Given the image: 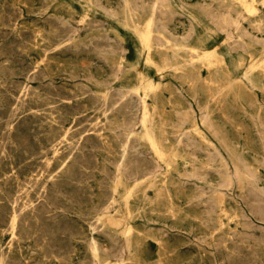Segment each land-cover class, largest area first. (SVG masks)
Here are the masks:
<instances>
[{"label": "rangeland", "instance_id": "1", "mask_svg": "<svg viewBox=\"0 0 264 264\" xmlns=\"http://www.w3.org/2000/svg\"><path fill=\"white\" fill-rule=\"evenodd\" d=\"M95 1L0 0V264H264V0ZM146 30L149 49L140 41ZM211 51L214 58H203ZM12 211L19 217L13 230L8 223Z\"/></svg>", "mask_w": 264, "mask_h": 264}, {"label": "bare ground", "instance_id": "2", "mask_svg": "<svg viewBox=\"0 0 264 264\" xmlns=\"http://www.w3.org/2000/svg\"><path fill=\"white\" fill-rule=\"evenodd\" d=\"M27 1H28V0H27ZM96 1H97V0H96ZM96 1H95V2H96ZM158 1H159V0H158ZM210 1H211V0H210ZM218 1H219V0H218ZM218 1H217V2H218ZM19 2H20V1H19ZM21 2H22V1H21ZM38 2H39V1H38ZM104 2H105V0H104ZM104 2H103V3H104ZM116 2H117V1H115V3H116ZM211 2H212V1H211ZM6 3H7V2H6ZM16 3H18V2L16 1ZM33 3H34V2H33ZM49 3H50V2H49ZM105 3H106V2H105ZM123 3H124V1H123ZM131 3H134V2H131ZM153 3H154V2H153ZM215 3H216V1H215ZM10 4H11V3H10ZM36 4H37V3H36ZM46 4H47V2H46ZM94 4H95V3H94ZM134 4H135V3H134ZM160 4H161V2H160ZM194 4H195V3H194ZM92 5H93V4H92ZM114 5H115V4H114ZM130 5H132V4H130ZM141 5H142V3H141ZM141 5H140V6H141ZM143 5H144V4H143ZM156 5H158V4H156ZM161 5H162V4H161ZM197 5H198V4H197ZM199 5H200V7H201V4H199ZM2 6H4V5H2ZM34 6H35V5H34ZM124 6H126V3H125ZM148 6L150 7L151 5H148ZM188 6H189V5H188ZM195 6H196V5H195ZM242 6L245 7V5H242ZM14 7H15V6H14ZM29 7H30V6H29ZM29 7H28V8H29ZM94 7H95V6H94ZM111 7H112V6H111ZM117 7H118V6H117ZM122 7H123V6H122ZM122 7H121V8H122ZM151 7H152V6H151ZM158 7H159V5H158ZM197 7L199 8V6H197ZM204 7H205V6H204ZM204 7H203V4H202V8H204ZM223 7H224V5H223ZM21 8H22V7H21ZM24 8H25V7H24ZM36 8H38V7H36ZM66 8H67V7H66ZM96 8H98V6H97ZM102 8L104 9V7H102ZM155 8H156V7H155ZM219 8H220V7H219ZM260 8H261V7H260ZM5 9H6V8H5ZM15 9H16V8H15ZM119 9H120V8H119ZM122 9H123V8H122ZM136 9H137V8H136ZM140 9H141V8H140ZM160 9H161V8H160ZM166 9H167V8H166ZM191 9H192V8H191ZM199 9H200V8H199ZM224 9H225V8H224ZM228 9H230V8H228ZM1 10H2V9H1ZM8 10H9V9H8ZM11 10H12V9H11ZM26 10H27V9H26ZM30 10H31V9H30ZM32 10H33V8H32ZM34 10H35V9H34ZM100 10H101V9H100ZM108 10H109V9H108ZM108 10H107V11H108ZM117 10H118V9H117ZM126 10H127V9H126ZM134 10H135V9H134ZM208 10L211 11V9H208ZM28 11H29V10H28ZM65 11H66V10H65ZM110 11H111V10H110ZM122 11H123V10H121L120 12H122ZM146 11H147V10H146ZM151 11H152V9H151ZM201 11H202V10H201ZM216 11H217V10H216ZM245 11H246V10H245ZM256 11H257V10H256ZM45 12H46V11H45ZM113 12H115V11H113ZM123 12H124V11H123ZM127 12H128V11H127ZM142 12H143V11H142ZM153 12H154V11H153ZM153 12H152V14H153ZM166 12L168 13V11H166ZM203 12H204V11H203ZM217 12H218V11H217ZM223 12H224V11H223ZM225 12H226V11H225ZM2 13H3V11H2ZM115 13H116V12H115ZM161 13H162V12H161ZM235 13H236V12H235ZM113 14H114V13H113ZM131 14H132V13H131ZM143 14H144V13H143ZM150 14H151V13H150ZM163 14H166V13L164 12ZM173 14H174V13H173ZM207 14H208V13H207ZM229 14H230V13H229ZM26 15H27V14H26ZM127 15L129 16V14H127ZM166 15H167V14H166ZM175 15H176V14H175ZM227 15H228V14H227ZM236 15H237V14H236ZM38 16H39V15H38ZM40 16H41V15H40ZM50 16H51V15H50ZM53 16H54V15H53ZM111 16H112V13H111ZM115 16H116V15H115ZM117 16H118V15H117ZM122 16H123V13H122ZM132 16H133V15H132ZM164 16H165V15H164ZM167 16H168V15H167ZM167 16H166V17H167ZM180 16H181V15H180ZM206 16H207V15H206ZM221 16L223 17V15H221ZM36 17H37V16H36ZM61 17H62V16H61ZM61 17H60V18H61ZM65 17H66V16H65ZM81 17H82V16H81ZM86 17H87V15H86ZM218 17H219V16H218ZM230 17H231V16H230ZM238 17H239V16H238ZM34 18H35V17H34ZM66 18H67V17H66ZM116 18H117V17H116ZM122 18H123V17H122ZM132 18H133V17H132ZM167 18H169V17H167ZM206 18H207V17H206ZM220 18H221V17H220ZM227 18H228V17H227ZM77 19H78V18H77ZM86 19H87V18H86ZM134 19H135V18H134ZM153 19H154V18H153ZM153 19H151V20H153ZM171 19H173V18H171ZM175 19H176V18H175ZM36 20H39V19H36ZM40 20H41V19H40ZM88 20H91V19H88ZM96 20H97V19H96ZM151 20H150V22H151ZM158 20H159V19H158ZM161 20H162V19H161ZM169 20H170V19H169ZM226 20H227V19H226ZM244 20H245V18H244ZM155 21H156V20H155ZM159 21H160V20H159ZM163 21H164V20H163ZM186 21H187V20H186ZM209 21H210V20H209ZM222 21H223V20H222ZM0 22H1V21H0ZM12 22H13V21H12ZM66 22H68V21L66 20ZM72 22H73V21H72ZM153 22H154V21H153ZM187 22H189V21H187ZM212 22H213V20H212ZM212 22L210 21V23H212ZM215 22H216V21H215ZM217 22H218V21H217ZM219 22H221V21H219ZM254 22H255V21H254ZM15 23H16V22H15ZM46 23H47V22H46ZM63 23H64V21H63ZM81 23H82V22H81ZM85 23H86V22H85ZM89 23H90V22H89ZM159 23H160V22H159ZM162 23H163V22H162ZM171 23H172V22H171ZM223 23H225V22H223ZM230 23H232V22H230ZM238 23H239V22H238ZM130 24H131V23H130ZM151 24H152V23H151ZM166 24H167V22H166ZM180 24H181V23H180ZM232 24H233V23H232ZM235 24H237V23H235ZM2 25H3V24H2ZM40 25H41V22H40ZM69 25H70V22H69ZM94 25H95V23H94ZM135 25H136V24H135ZM153 25H154V23H153ZM155 25H156V22H155ZM213 25H214V24H213ZM221 25H222V24H221ZM225 25H226V23H225ZM227 25H228L227 27H229V23H227ZM233 25H234V24H233ZM233 25H232V26H233ZM247 25H249V24H247ZM41 26H42V25H41ZM131 26H132V25H131ZM150 26H151V25H150ZM215 26L217 27V25H215ZM218 26H219V25H218ZM223 26H224V25H223ZM45 27H46V26H45ZM72 27H73V26H72ZM81 27H82V26H81ZM83 27H84V26H83ZM86 27H87V26H86ZM158 27H159V26H158ZM189 27H190V25H189ZM95 28H96V27H95ZM106 28H107V26H106ZM143 28H144V27H143ZM162 28H163V26H162ZM177 28H178V27H177ZM192 28H193V27L191 26V29H192ZM217 28H220V27H217ZM223 28H225V27H223ZM237 28H238V27H237ZM250 28H251V27H250ZM250 28H249V29H250ZM256 28H257V27H256ZM36 29H38V28H36ZM146 29H148V28H146ZM155 29H156V27H155ZM155 29H154V30H155ZM164 29H165V28H164ZM183 29H184V28H183ZM189 29H190V28H189ZM189 29H188V30H189ZM257 29H258V28H257ZM19 30H20V29H19ZM39 30H40V29H39ZM43 30H44V29H43ZM79 30H80V29H79ZM83 30H84V29H83ZM173 30L175 31V29H173ZM219 30H220V29H219ZM219 30H218V31H219ZM233 30H234V29H233ZM252 30H253V28H252ZM24 31H25V30H24ZM26 31H27V30H26ZM75 31H76V30H75ZM89 31H90V30H89ZM118 31H119V30H118ZM143 31H144V30H143ZM229 31H230V28H229ZM16 32H17V31H16ZM77 32H78V31H77ZM87 32H88V31H87ZM183 32H184V31H183ZM219 32H220V31H219ZM225 32H226V30H225ZM33 33H34V32H33ZM36 33H37V32H36ZM38 33H39V31H38ZM49 33H50V31H49ZM189 33H190V31L188 32V34H189ZM222 33H223V32H222ZM228 33H229V32H228ZM231 33H232V32H231ZM231 33H229V34H231ZM34 34H35V33H34ZM74 34H76V33H74ZM165 34L167 35V33H165ZM190 34H192V31H191ZM229 34H228V35H229ZM11 35H12V34H11ZM44 35H45V34H44ZM49 35H50V34H49ZM71 35H72V34H71ZM106 35H107V34H106ZM153 35H154V34H153ZM168 35H169V34H168ZM45 36H46V35H45ZM69 36H70V35H69ZM90 36H91V35H90ZM97 36H98V35H97ZM169 36H170V35H169ZM243 36H244V35H243ZM35 37H36V36H35ZM71 37H72V36H71ZM75 37H77V36H75ZM152 37H153V36H152ZM156 37H159V36L156 35ZM170 37H171V36H170ZM176 37H177V36H176ZM190 37H191V36H190ZM190 37H189V38H190ZM226 37L228 38V36H227V32H226ZM17 38H18V37H17ZM49 38H50V37H49ZM61 38H62V37H61ZM89 38H90V37H89ZM99 38H100V37H99ZM113 38H114V36H113ZM173 38H174V37H173ZM180 38H181V37H180ZM187 38H188V37H186L185 39H187ZM189 38H188V39H189ZM230 38H231V37H230ZM230 38H229V39H230ZM35 39H36V38H35ZM40 39H41V38H40ZM114 39H115V38H114ZM150 39H151V38H150ZM156 39H158V38H156ZM181 39H182V38H181ZM183 39H184V38H183ZM188 39H187V40H188ZM231 39H232V38H231ZM0 40H1V39H0ZM68 40H69V39H68ZM70 40H71V38H70ZM87 40L89 41V39H87ZM64 41H65V40H64ZM115 41H116V40H115ZM140 41H141V43H142L143 46H145L147 49H149V45H148V41H149V31H148V30H146L145 33L141 34V36H140ZM153 41H154V40H153ZM153 41L151 40V42H153ZM160 41H161V39H160ZM165 41H166V40H165ZM235 41H236V40H235ZM240 41H241V40H240ZM44 42H45V41H44ZM44 42H43V45H44ZM49 42H50V41H49ZM81 42H82V41H81ZM86 42H87V41H86ZM161 42H162V41H161ZM237 42H238V40H237ZM254 42H255V41H254ZM263 42H264V40H263ZM263 42H262V43H263ZM5 43H6V42H5ZM58 43H59V42H58ZM60 43H61V42H60ZM240 43H241V42H240ZM243 43H244V42H243ZM26 44H27V43H26ZM31 44H32V43H31ZM72 44H73V43H72ZM155 44H156V43H155ZM159 44H160V43H159ZM161 44H162V43H161ZM161 44H160V45H161ZM231 44H232V43H231ZM238 44H239V42H238ZM28 45H29V44H28ZM28 45H27V46H28ZM40 45H42V44H40ZM55 45H56V44H55ZM85 45H86V43H85ZM92 45H93V44H92ZM97 45H98V44H97ZM108 45H109V44H108ZM128 45H129V44H128ZM160 45H159V46H160ZM173 45H174V44H173ZM235 45H236V43H235ZM245 45H246V44H244V46H245ZM66 46H67V45H66ZM68 46H69V45H68ZM86 46H87V45H86ZM110 46H111V45H110ZM110 46H109V47H110ZM175 46H176V45H175ZM238 46H239V45H238ZM261 46H262V44H261ZM33 47H34V46H33ZM33 47H32V48H33ZM39 47H41V46H39ZM43 47H44V46H43ZM78 47H79V46H78ZM240 47H241V46H240ZM54 48H55V47H54ZM75 48H76V46H75ZM122 48H123V47H122ZM244 48H245V47H244ZM40 49H41V48H40ZM40 49H39V51H40ZM234 49H235V48H234ZM237 49H238V48H237ZM57 50H58V49H57ZM76 50H77V49H76ZM129 50H130V49H129ZM189 50H190V49H189ZM242 51H243V50H242ZM47 52H49V51H47ZM125 52H126V51H125ZM61 53H62V52H61ZM78 53H80V52H78ZM90 53H91V52H90ZM101 53H102V52H101ZM26 54H27V53H26ZM203 54H204V53H203ZM70 55H71V53H70ZM100 55H101V54H100ZM112 55H113V54H112ZM114 55H115V54H114ZM120 55H121V54H120ZM41 56H42V55H41ZM82 56H83V55H82ZM103 56H104V55H103ZM118 56H119V55H118ZM121 56H123V55H121ZM124 56H125V55H124ZM215 56H216V53H215L214 51H211V52H209V53H207V54H204V55H203V58H205L206 60H210V59L214 58ZM28 57H29V56H28ZM80 57H81V56H80ZM91 57H92V56H91ZM197 57H198V56H197ZM248 57H249V56H248ZM24 58H26V57H24ZM30 58H31V57H30ZM198 58H199V57H198ZM10 59H11V58H10ZM33 59H34V58H33ZM40 59H41V58H40ZM103 59H104V58H103ZM142 59H144V58H142ZM162 59H164V58H162ZM1 60H2V59H1ZM189 60H190V58H189ZM194 60H195V59H194ZM197 60H198V59H197ZM142 61H143V60H142ZM34 62H35V61H34ZM109 62H110V61H109ZM3 63H4V62H3ZM8 63H9V62H8ZM189 63H191V62H189ZM31 64H32V63H31ZM53 64H54V63H53ZM110 64H111V63H110ZM113 64H115V63H113ZM120 64H121V63H120ZM9 65H10V64H9ZM14 65H15V64H14ZM18 65H19V64H18ZM33 65H34V64H33ZM80 65H81V64H80ZM10 66H11V65H10ZM16 66H17V65H16ZM19 66H20V65H19ZM61 66H62V65H61ZM72 66H73V65H72ZM78 66H79V65H78ZM11 67H12V66H11ZM14 67H15V66H14ZM89 67H90V65H89ZM120 67H121V66H120ZM15 68H16V67H15ZM17 68H18V67H17ZM35 68H36V67H35ZM61 68H62V67H61ZM81 68H82V66H81ZM7 69H8V68H7ZM41 69H42V68H41ZM53 69H54V68H53ZM55 69H56V68H55ZM71 69H72V68H71ZM0 70H1V69H0ZM13 70H14V69H13ZM23 70H24V69H23ZM34 70H35V69H34ZM62 70H63V68H62ZM93 70H94V69H93ZM125 70H126V69H125ZM10 71H11V70H10ZM95 71H96V70H95ZM245 71H246V70H245ZM15 72H16V71H15ZM44 72H45V71H44ZM93 72H94V71H93ZM155 72H156V71H155ZM204 72H205V71H204ZM216 72H217V71H216ZM262 72H263V70H262ZM13 73H14V72H13ZM16 73H17V72H16ZM26 73H27V72H26ZM29 73H30V72H29ZM5 74H6V73H5ZM14 74H15V73H14ZM17 74H18V73H17ZM91 74H92V73H91ZM11 75H12V74H11ZM11 75H10V76H11ZM15 75H16V74H15ZM52 75H53V74H52ZM85 75H86V74H85ZM101 75H102V74H101ZM103 75H105V74H103ZM115 75H116V74H115ZM118 75H119V74H118ZM178 75H179V74H178ZM7 76H8V75H7ZM17 76H18V75H17ZM55 76H56V75H55ZM69 76H70V75H69ZM179 76H180V75H179ZM198 76H199V75H198ZM218 76H219V75H218ZM43 77H44V76H43ZM50 77H51V76H50ZM64 77H65V76H64ZM64 77H63V78H64ZM74 77H75V76H74ZM85 77H86V76H85ZM101 77H102V76H101ZM65 78H66V77H65ZM72 78H73V77H72ZM92 78H93V77H92ZM110 78H111V77H110ZM241 78H243V77H241ZM51 79H52V78H51ZM66 79H67V78H66ZM83 79H84V78H83ZM94 79H95V77H94ZM98 79H99V78H98ZM105 79H107V78H105ZM115 79H116V77H115ZM7 80H9V79H7ZM26 80H28V79H26ZM64 80H65V79H64ZM74 80H75V79H74ZM89 80H90V79H89ZM91 80H92V79H91ZM95 80H96V79H95ZM111 80H112V79H111ZM209 80H210V79H209ZM1 81H3V80H1ZM9 81H10V80H9ZM29 81H30V80H29ZM35 81H36V80H35ZM102 81H103V80H102ZM48 82H49V81H48ZM178 82H179V81H178ZM1 83H2V82H1ZM50 83H51V82H50ZM76 83H77V82H76ZM204 83H205V82H204ZM95 84H96V83H95ZM249 84H250V83H249ZM0 85H1V84H0ZM9 85H10V84H9ZM48 85H49V83H48ZM79 85H80V84H79ZM229 85H230V84H229ZM4 86H6V85H4ZM52 86H53V85H52ZM82 86H83V85H82ZM185 86H186V85H185ZM2 87H3V86H2ZM27 87H28V86H27ZM72 87H73V86H72ZM107 87H108V86H107ZM0 88H1V87H0ZM25 88H26V87H25ZM29 88H30V87H29ZM29 88H28V89H29ZM86 88H87V87H86ZM245 88H246V87H245ZM4 89H5V88H4ZM73 89H74V88H73ZM115 89H116V88H115ZM246 89H247V88H246ZM19 90H20V89H19ZM24 90H25V89H24ZM41 90H42V89H41ZM126 90H127V89H126ZM135 90H136V89H135ZM182 90H183V89H182ZM216 90H217V89H216ZM222 90H223V89H222ZM0 91H1V89H0ZM3 91H4V90H3ZM8 91H9V90H8ZM38 91H39V90H38ZM79 91H81V90H79ZM79 91H78V92H79ZM130 91H131V90H130ZM175 91H176V90H175ZM183 91H184V90H183ZM187 91H188V90H187ZM260 91H261V90H260ZM34 92H35V91H34ZM36 92H37V91H36ZM104 92H105V91H104ZM116 92H117V91H116ZM118 92H119V91H118ZM125 92H126V91H125ZM136 92H137V91H136ZM136 92H135V93H136ZM184 92H185V91H184ZM262 92H263V91H262ZM5 93H6V92H5ZM21 93H22V92H21ZM120 93H121V92H120ZM122 93L124 94L123 91H122ZM122 93H121V94H122ZM185 93H186V92H185ZM215 93H216V92H215ZM219 93H220V91H219ZM263 93H264V92H263ZM42 94H43V93H42ZM42 94H41V95H42ZM111 94H112V93H111ZM133 94H134V93H133ZM209 94H210V93H209ZM35 95H36V94H35ZM41 95H40V96H41ZM47 95H49V94H47ZM64 95H65V94H64ZM75 95H76V94H75ZM116 95H117V94H116ZM129 95H130V94H129ZM137 95H138V94H137ZM179 95H180V93H179ZM206 95H207V94H206ZM28 96H29V95H28ZM113 96H114V94H113ZM117 96H118V95H117ZM117 96H116V97H117ZM169 96H170V95H169ZM174 96H175V95H174ZM0 97H1V95H0ZM54 97H55V96H54ZM103 97H104V96H103ZM108 97H109V96H108ZM110 97H111V96H110ZM129 97H130V96H129ZM182 97H183V96H182ZM185 97H186V96H185ZM224 97H225V95H224ZM233 97H234V96H233ZM233 97H232V98H233ZM237 97H238V96H237ZM262 97H263V96H262ZM1 98H2V97H1ZM52 98H53V97H52ZM55 98H56V97H55ZM57 98H58V97H57ZM99 98H100V97H99ZM111 98H112V97H111ZM111 98H110V99H111ZM130 98H131V97H130ZM235 98H236V97H235ZM235 98H234V99H235ZM257 98H258V97H257ZM2 99H3V98H2ZM37 99H38V98H37ZM49 99H50V98H49ZM58 99H59V98H58ZM110 99H109V100H110ZM151 99H152V98H151ZM28 100H29V99H28ZM31 100H32V99H31ZM59 100H60V99H59ZM76 100H77V99H76ZM76 100H75V101H76ZM78 100H79V99H78ZM104 100H105V98H104ZM121 100H122V99H121ZM132 100H133V99H132ZM135 100H136V99H135ZM238 100H239V99H238ZM16 101H17V100H16ZM41 101H42V100H41ZM52 101H53V100H52ZM87 101H88V100H87ZM97 101H98V100H97ZM100 101H101V100H100ZM107 101H108V100H107ZM110 101H111V100H110ZM114 101H115V100H114ZM116 101H117V100H116ZM167 101H168V100H167ZM209 101H210V100H209ZM260 101H261V99H260ZM0 102H1V101H0ZM2 102H3V101H2ZM35 102H36V100H35ZM46 102H47V100H46ZM120 102H121V101H120ZM134 102H136V101H134ZM142 102H144V101H142ZM32 103H33V102H32ZM53 103H54V102H53ZM114 103H116V102H114ZM194 103H195V102H194ZM234 103H235V102H234ZM36 104H37V103H36ZM56 104H57V103H56ZM81 104H82V103H81ZM94 104H95V103H94ZM101 104H102V103H101ZM116 104H117V103H116ZM204 104H205V103H204ZM215 104H216V103H215ZM248 104H249V103H248ZM2 105H3V104H2ZM13 105H14V104H13ZM20 105H21V104H20ZM46 105H47V104H46ZM95 105H96V104H95ZM104 105H106V104H104ZM107 105H108V104H107ZM118 105H119V104H118ZM135 105H136V104H135ZM250 105H252V104H250ZM250 105H249V106H250ZM8 106H9V105H8ZM47 106H48V105H47ZM119 106H120V105H119ZM122 106H123V105H122ZM128 106H129V105H128ZM141 106H142V105H141ZM170 106H171V105H170ZM189 106H190V105H189ZM219 106H220V105H219ZM262 106H263V105H262ZM53 107H54V106H53ZM98 107H99V106H98ZM101 107H102V106H101ZM111 107H113V106H111ZM134 107H135V106H134ZM136 107H137V105H136ZM139 107H140V106H139ZM173 107H174V106H173ZM197 107H198V106H197ZM204 107H205V106H204ZM231 107H232V106H231ZM241 107H242V105H241ZM4 108H5V107H4ZM7 108H8V107H7ZM14 108H15V107H14ZM17 108H18V107H16V109H17ZM31 108H32V107H31ZM31 108H30V110H31ZM41 108H42V107H41ZM84 108H85V106H84ZM94 108H95V107H94ZM141 108H143V107H141ZM235 108H236V107H235ZM33 109H34V108H33ZM54 109H55V108H54ZM54 109H53V110H54ZM112 109H113V108H112ZM117 109H119V108L117 107ZM117 109H116V111H117ZM121 109H122V108H121ZM121 109H120V110H121ZM136 109H137V108H136ZM175 109H176V107H175ZM217 109H218V108H217ZM258 109H259V108H258ZM261 109H262V108H261ZM22 110H23V109H22ZM85 110H86V109H85ZM122 110H123V109H122ZM131 110H132V109H131ZM138 110H139V109H138ZM209 110H211V109H209ZM233 110H234V109H233ZM41 111H42V110H41ZM43 111H44V109H43ZM47 111H49V110H47ZM97 111H98V110H97ZM100 111H101V110H100ZM113 111H114V110H113ZM118 111H119V110H118ZM123 111H124V110H123ZM198 111H199V110H198ZM201 111H202V110H201ZM222 111H223V109H222ZM235 111H236V110H235ZM242 111H243V110H242ZM258 111H259V110H258ZM110 112H111V111H110ZM138 112H139V111H138ZM140 112H141V111H140ZM185 112H186V111H185ZM185 112H184V115H185ZM188 112H189V111H188ZM212 112H213V111H212ZM244 112H245V111H244ZM8 113H10V112H8ZM8 113H7V114H8ZM13 113H14V112H13ZM50 113H51V112H50ZM57 113H58V112H57ZM112 113H113V112H112ZM121 113H122V112H121ZM128 113H129V112H127V114H128ZM136 113H137V112H136ZM141 113H142V112H141ZM141 113H140V115H141ZM175 113H176V112H175ZM196 113H197V112H196ZM35 114H36V113H35ZM116 114H117V113H116ZM129 114H130V113H129ZM137 114H138V113H137ZM137 114H136V117H137ZM143 114H144V113H143ZM145 114H146V113H145ZM176 114H178V113H176ZM176 114H175V115H176ZM200 114H201V113H200ZM207 114H208V112H207ZM207 114H206V115H207ZM243 114H244V113H243ZM29 115H31V114H29ZM101 115H102V114H101ZM117 115H118V114H117ZM178 115H179V114H178ZM178 115L176 116L177 118H178ZM258 115H260V114H258ZM262 115H263V114H262ZM43 116H44V114H43ZM47 116H49V115H47ZM108 116H110V115H108ZM124 116H125V115H124ZM156 116H158V115H156ZM181 116H182V115H181ZM222 116H223V114H222ZM230 116H231V115H230ZM248 116H249V115H248ZM1 117H2V116H1ZM9 117H10V116H9ZM12 117H13V116H12ZM14 117H15V116H14ZM17 117H18V116H17ZM24 117H25V116H24ZM53 117H54V116H53ZM105 117H106V116H105ZM118 117H119V116H118ZM121 117H123V116H121ZM185 117H186V116H185ZM187 117H188V116H187ZM189 117H190V116H189ZM260 117H261V116H260ZM3 118H4V117H3ZM51 118H52V117H51ZM119 118H120V117H119ZM148 118H149V116H148ZM179 118H182V117H179ZM201 118H202V117H201ZM205 118H207V117H205ZM250 118H251V117H250ZM250 118H249V120H250ZM257 118H258V117H256V119H257ZM30 119H31V118H30ZM127 119H128V118H127ZM130 119H131V118H130ZM135 119H136V118H135ZM138 119L140 120L141 118H138ZM146 119H147V118H146ZM146 119H144V121H146ZM174 119H175V117H174ZM184 119H185V118H184ZM199 119H200V118H199ZM202 119H203V118H202ZM208 119H209V118H208ZM222 119H223V118H222ZM225 119H227V118H225ZM261 119H262V118H261ZM6 120H7V119H6ZM12 120H13V119H12ZM18 120H19V119H18ZM25 120H26V119H25ZM59 120H60V119H59ZM59 120H58V121H59ZM64 120H65V119H64ZM95 120H96V119H95ZM97 120H98V119H97ZM104 120H105V119H104ZM139 120H138V121H139ZM185 120H186V119H185ZM204 120H205V119H204ZM241 120H242V119H241ZM251 120H252V119H251ZM257 120H258V119H257ZM48 121H49V120H48ZM120 121H121V120H120ZM132 121H133V120H132ZM136 121H137V120H136ZM175 121H176V120H175ZM186 121H187V120H186ZM208 121H209V120H208ZM208 121H207V122H208ZM218 121H219V120H218ZM225 121H226V120H225ZM225 121H224V122H225ZM6 122H7V121H6ZM65 122H66V121H65ZM95 122H96V121H95ZM126 122H128V120H126ZM126 122H125V123H126ZM205 122H206V121H205ZM205 122L203 121L202 123L205 124ZM214 122H215V121H214ZM226 122H227V121H226ZM262 122H263V120H262ZM27 123H28V121H27ZM32 123H33V122H32ZM34 123H35V122H34ZM51 123H52V122H51ZM60 123H61V122H60ZM121 123H122V122H121ZM125 123H124V124H125ZM129 123H130V122H129ZM135 123H136V122H135ZM143 123H144V122H143ZM146 123H147V122H146ZM177 123H179V122L177 121ZM177 123H176V124H177ZM180 123H181V122H180ZM209 123H210V122H209ZM260 123H261V122H260ZM8 124H9V123H8ZM40 124H41V123H40ZM42 124H43V123H42ZM102 124H103V123H102ZM131 124H133V123H131ZM136 124H138V123H136ZM167 124H168V121H167ZM193 124H194V123H193ZM207 124H208V123H207ZM229 124H230V123H229ZM254 124H255V123H254ZM2 125H3V124H2ZM19 125H20V124H19ZM35 125H36V124H35ZM38 125H39V124H38ZM47 125H48V124H47ZM50 126H51V125H50ZM91 126H92V125H91ZM97 126H98V125H97ZM108 126H109V125H108ZM122 126H123V124H122ZM142 126H143V125H142ZM147 126H148V125H147ZM174 126H175V125H174ZM180 126H181V125H180ZM194 126H195V125H194ZM208 126H209V125H208ZM208 126H207V128H209ZM210 126H212V125H210ZM231 126H232V125H231ZM245 126H246V125H245ZM251 126H252V125H251ZM258 126H259V125H258ZM262 126H263V125H262ZM7 127H8V126H7ZM9 127H10V126H9ZM9 127H8V128H9ZM133 127H134V126H133ZM162 127H163V126H162ZM177 127H178V124H177ZM198 127H199V126H198ZM202 127H203V126H202ZM224 127H225V126H224ZM1 128H2V127H1ZM15 128H16V127H15ZM15 128H14V129H15ZM25 128H26V126H25ZM33 128H34V127H33ZM65 128H66V127H65ZM101 128H102V127H100V130H101ZM120 128H121V127H120ZM120 128H119V129H120ZM130 128H131V127H130ZM203 128H204V127H203ZM246 128H249V127L247 126ZM251 128H252V127H251ZM251 128H250V129H251ZM263 128H264V126H263ZM2 129H3V128H2ZM20 129H21V128H20ZM57 129H58V128H57ZM93 129H94V128H93ZM122 129H123V127H122ZM122 129H120V130H122ZM133 129H134V128H133ZM147 129H148V128H147ZM209 129H210V128H209ZM209 129H208V130H209ZM213 129H214V128H213ZM253 129H254V128H253ZM22 130H23V129H22ZM66 130H68V129L66 128ZM98 130H99V129H98ZM113 130H114V129H113ZM126 130H127V128H126ZM126 130H125V131H126ZM173 130H174V129H173ZM191 130H192V129H191ZM235 130H236V129H235ZM30 131H31V130H30ZM60 131H61V130H60ZM129 131H131V130H129ZM225 131H226V130H225ZM251 131H252V129H251ZM8 132H9V131H8ZM11 132H12V131H11ZM13 132H14V131H13ZM23 132H24V131H23ZM52 132H53V131H52ZM61 132H62V131H61ZM69 132H70V131H69ZM107 132H108V131H107ZM163 132H164V131H163ZM163 132H162V133H163ZM171 132H173V131H171ZM175 132H176V129H175ZM187 132H188V131H187ZM252 132H253V131H252ZM255 132H256V131H255ZM17 133H18V131H17ZM17 133H16V134H17ZM96 133H97V132H96ZM117 133H119V131H118ZM122 133H123V132H122ZM162 133H161V134H162ZM184 133H186V132H184ZM214 133H215V130H214ZM220 133H221V131H220ZM237 133H238V131H237ZM257 133H258V132H257ZM5 134H6V133H5ZM13 134H14V133H13ZM45 134H47V133H45ZM53 134H54V133H53ZM109 134H110V133H109ZM186 134H187V133H186ZM196 134H197V133H196ZM241 134H242V133H241ZM18 135H19V134H18ZM21 135H22V134H21ZM61 135H62V134H61ZM117 135H118V134H117ZM117 135H116V136H117ZM120 135H121V134H120ZM176 135H177V134H176ZM178 135H179V134H178ZM189 135H190V134H189ZM213 135H214V134H213ZM217 135H218V134H217ZM217 135H216V136H217ZM236 135H237V134H236ZM77 136H78V135H77ZM97 136H98V135H97ZM191 136H192V135H191ZM197 136H198V134H197ZM216 136H215V138H217ZM218 136H219V135H218ZM223 136H224V135H223ZM228 136H229V134H228ZM34 137H35V136H34ZM53 137H54V136H53ZM118 137H119V135H118ZM127 137H128V136H127ZM127 137H126V138H127ZM144 137H145V136H144ZM176 137H177V136H176ZM182 137H183V136H182ZM210 137H211V136H210ZM229 137H230V136H229ZM57 138H58V137H57ZM75 138H76V137H75ZM120 138H121V136H120ZM120 138H119V139H120ZM148 138H150V137H148ZM171 138H172V137H171ZM184 138H185V137H184ZM193 138H194V137H193ZM213 138H214V137H213ZM11 139H13V138H11ZM26 139L28 140V138H26ZM71 139H72V138H71ZM129 139H130V138H129ZM145 139H146V138H145ZM175 139H176V138H175ZM177 139H178V138H177ZM190 139H191V138H190ZM190 139H188V140H190ZM199 139H200V138H199ZM20 140H21V139H20ZM27 140H26V142H27ZM37 140H39V139H37ZM46 140H47V139H46ZM74 140H75V139H74ZM80 140H81V139H80ZM120 140H122V139H120ZM126 140H127V139H126ZM180 140H181V139H180ZM256 140H257V138H256ZM4 141H5V140H4ZM30 141H31V139H30ZM40 141H41V140H40ZM40 141H39V142H40ZM110 141H111V140H110ZM118 141H119V140H118ZM129 141H130V140H129ZM145 141H146V140H145ZM193 141H195V139L192 140V142H193ZM203 141H204V140H203ZM257 141H258V140H257ZM2 142H3V141H2ZM5 142H6V141H5ZM14 142H16V141H14ZM22 142H23V141H22ZM26 142H24V143H26ZM49 142H50V141H49ZM113 142H114V141H113ZM125 142H127V141H125ZM200 142H201V141H200ZM232 142H233V141H232ZM27 143H28V142H27ZM59 143H60V142H59ZM65 143H66V142H65ZM65 143H64V144H65ZM68 143H69V142H68ZM149 143H150V142H149ZM197 143H199V142H197ZM201 143H202V142H201ZM219 143L222 144V140L219 141ZM14 144H15V143H14ZM16 144H17V143H16ZM16 144H15V145H16ZM22 144H23V143H22ZM41 144H42V143H41ZM70 144H71V143H70ZM75 144H76V143H75ZM114 144H115V142H114ZM130 144H131V142H130ZM147 144H148V142H147ZM183 144H184V143H183ZM192 144H193V143H192ZM254 144H255V143H254ZM257 144H259V143H257ZM262 144H263V141H262ZM262 144H261V145H262ZM8 145H9V144H8ZM19 145L21 146V144H19ZM65 145H66V144H65ZM72 145H73V144H72ZM103 145H104V144H103ZM125 145H126V143H125ZM128 145H129V143H128ZM131 145H132V144H131ZM149 145H150V144H149ZM149 145H148V146H149ZM189 145H190V144H189ZM198 145H201V144H198ZM207 145H208V143H207ZM212 145H213V144H212ZM222 145H223V144H222ZM10 146H11V145H10ZM17 146H18V145H17ZM20 146H19V148H20ZM22 146H24V145H22ZM26 146H28V145H26ZM47 146H48V145H47ZM52 146H53V145H52ZM68 146H69V145H68ZM119 146H120V145H119ZM119 146H118V147H119ZM136 146H137V145H136ZM151 146L153 147V149H155V144H154L152 141H151ZM182 146H183V145H182ZM190 146H191V145H190ZM192 146H193V145H192ZM201 146H203V145H201ZM258 146H259V145H258ZM14 147H15V146H14ZM41 147H42V146H41ZM53 147H54V146H53ZM76 147H77V146H76ZM102 147H103V146H102ZM116 147H117V146H116ZM131 147H132V146H131ZM133 147H134V146H133ZM185 147H186V146H185ZM207 147H208V146H207ZM212 147H213V146H212ZM223 147H225V146H223ZM233 147H234V146H233ZM260 147H262V146H260ZM23 148H24V147H23ZM46 148H47V147H46ZM46 148H45V149H46ZM60 148H61V147H60ZM68 148H69V147H68ZM99 148H100V147H99ZM122 148H123V147H122ZM126 148H127V147H126ZM201 148H202V147H201ZM201 148H200V149H201ZM1 149H2V148H1ZM3 149H4V148H3ZM10 149H12V148H10ZM16 149H18V147H17ZM54 149H56V148H54ZM70 149H73V148H70ZM129 149H130V147H129ZM137 149H138V148H137ZM182 149H183V148H182ZM182 149H181V150H182ZM192 149H194V148H192ZM226 149H227V148H225V150H226ZM245 149H246V148H245ZM258 149H260V148H258ZM7 150H8V149H7ZM7 150H6V151H7ZM20 150H21V149H20ZM20 150H19V151H20ZM102 150H104V149H102ZM110 150H111V149H110ZM130 150H131V149H130ZM140 150H141V148H140ZM213 150H214V149H213ZM262 150H263V149H262ZM28 151L30 152V150H28ZM62 151H63V150H62ZM68 151H70V150H68ZM99 151H100V150H99ZM107 151H108V150H107ZM121 151H122V150H121ZM152 151H153V150H152ZM185 151H188V149H187V150L185 149ZM191 151H192V150H191ZM193 151H194V150H193ZM193 151H192V152H193ZM197 151H199V150H197ZM197 151H196V152H197ZM222 151H223V150H222ZM241 151H242V149H241ZM17 152H18V151H17ZM26 152H27V151H26ZM45 152H46V151H45ZM70 152H71V151H70ZM77 152H78V151H77ZM97 152H98V151H97ZM100 152H101V151H100ZM112 152H113V151H112ZM136 152H137V151H136ZM143 152H144V150H143ZM205 152H206V151H205ZM231 152H232V151H231ZM244 152H245V151H244ZM3 153H4V152H3ZM8 153H9V152H8ZM8 153H7V154H8ZM13 153H14V152H13ZM13 153H12V154H13ZM27 153H28V152H27ZM33 153H34V152H33ZM36 153L38 154V152H36ZM127 153H128V152H127ZM145 153H146V152H145ZM194 153H195V152H194ZM194 153H193V154H194ZM197 153H198V152H197ZM199 153H201V152H199ZM207 153H208V152H207ZM226 153L228 154V152H226ZM4 154H5V153H4ZM10 154H11V153H10ZM29 154H30V153H29ZM37 154H36V155H37ZM56 154H57V153H56ZM94 154H95V153H94ZM103 154H104V153H103ZM114 154H115V153H114ZM121 154H122V153H121ZM136 154H137V153H136ZM153 154H154V153H153ZM208 154H209V153H208ZM208 154H207V155L205 154V155L208 156ZM223 154H224V152H223ZM240 154H241V152H240ZM245 154H246V153H245ZM30 155H33V154H30ZM46 155H48V154H46ZM46 155H45V156H46ZM64 155H66V153H65ZM68 155H69V154H68ZM124 155H125V154H124ZM172 155H173V154H172ZM183 155H184V154H183ZM214 155H215V154H214ZM252 155H253V154H252ZM17 156H19L18 153H17ZM52 156H53V155H52ZM70 156H71V155H70ZM141 156H142V155H141ZM241 156H242V155H241ZM259 156H260V155H259ZM262 156H263V155H262ZM9 157L11 158V156H9ZM112 157H113V156H112ZM112 157H111V158H112ZM121 157H122V155H120V158H121ZM123 157H125V156H123ZM146 157H147V156H146ZM148 157H149V156H148ZM186 157H187V156H186ZM186 157H185V158H186ZM225 157H226V156H225ZM249 157H250V156H249ZM5 158H6V157H5ZM12 158H13V157H12ZM12 158H11V159H12ZM83 158H84V157H83ZM125 158H126V157H125ZM128 158H129V157H128ZM239 158H240V157H238V159H239ZM7 159H8V158H7ZM11 159H10V160H11ZM67 159H68V157H67ZM117 159H118V158H117ZM148 159H149V158H148ZM234 159H235V158H234ZM236 159H237V158H236ZM242 159H243V158H242ZM250 159H251V158H250ZM252 159H254V158H252ZM1 160H2V159H1ZM12 160H13V159H12ZM12 160H11V161H12ZM15 160H16V158H15ZM61 160H62V159H61ZM99 160H100V159H99ZM152 160H153V159H152ZM206 160H210V159H206ZM220 160H222L221 157H220ZM22 161H23V160H22ZM24 161H25V160H24ZM36 161H37V160H36ZM56 161H57V160H56ZM64 161H65V160H64ZM96 161H97V158H96ZM119 161H120V160H119ZM124 161H125V160H124ZM171 161H172V160H171ZM193 161H194V159H193ZM193 161H191V162H193ZM201 161H202V160H201ZM252 161H253V160H252ZM256 161H257V160H256ZM0 162H1V161H0ZM37 162H38V161H37ZM46 162H47V161H46ZM59 162H60V161H59ZM108 162H109V161H108ZM156 162H158V161H156ZM219 162H220V161H219ZM235 162H236V161H235ZM239 162H240V159H239ZM261 162H262V161H261ZM2 163H3V161H2ZM15 163H16V161H15ZM17 163H18V161H17ZM21 163H22V162H21ZM69 163H71V162H69ZM120 163H121V162H120ZM120 163H119V164H120ZM122 163H123V162H122ZM193 163H194V162H193ZM196 163H197V162H196ZM220 163H222V161H221ZM231 163H232V162H231ZM240 163H243V164H244V162H240ZM24 164H25V163H24ZM36 164H37V163H36ZM52 164H54V163H52ZM56 164H57V163H56ZM56 164H55V166H56ZM76 164H77V163H76ZM108 164H109V163H108ZM124 164H125V163H124ZM237 164H238V163H237ZM246 164H247V163H246ZM259 164H260V163H259ZM259 164H258V165H259ZM261 164H262V163H261ZM261 164H260V165H261ZM19 165H20V164H19ZM47 165H48V163H47ZM111 165H113V163H112ZM143 165H144V164H143ZM201 165H202V164H201ZM201 165H200V166H201ZM255 165H256V164H255ZM11 166H12V165H11ZM11 166H10V167H11ZM35 166H36V165H35ZM144 166H145V165H144ZM158 166H159V164H158ZM189 166H190V165H189ZM198 166H199V165H198ZM244 166H245V165H244ZM0 167H1V166H0ZM13 167H14V165H13ZM17 167H18V166H17ZM21 167H22V165H21ZM21 167H20V168H21ZM49 167H51V166H49ZM65 167H66V165H65ZM71 167H72V166H71ZM81 167H82V166H81ZM124 167H125V166H124ZM201 167H204V165H202ZM229 167H230V166H229ZM239 167H240V166H239ZM248 167H250V166H248ZM248 167H247V168L245 167V168L248 169ZM262 167H263V166H262ZM41 168H42V166H41ZM52 168H53V167H52ZM63 168H64V166H63ZM84 168H85V167H84ZM94 168H96V167H94ZM97 168H98V167H97ZM97 168H96V169H97ZM107 168H108V167H107ZM114 168H115V167H114ZM117 168H118V166H117ZM199 168H200V167H199ZM209 168H210V167H209ZM225 168L228 169L227 166H226ZM22 169H23V168H22ZM28 169H29V168H28ZM38 169H39V168H38ZM54 169H55V168H54ZM66 169H67V167H66ZM101 169H102V168H101ZM161 169H162V168H161ZM190 169H191V168H190ZM200 169H201V168H200ZM200 169H199V170H200ZM207 169H208V168H206V170H207ZM211 169H212V168H211ZM4 170H5V169H4ZM29 170H30V169H29ZM31 170H32V169H31ZM31 170H30V171H31ZM57 170H58V169H57ZM99 170H100V169H99ZM183 170H184V168H183ZM231 170H232V169H231ZM240 170H241V169H240ZM242 170H244V172L247 171V170L245 171V169H244L243 167H242ZM9 171H10V170H9ZM34 171H36V170H34ZM40 171H41V170H40ZM44 171H45V170H44ZM58 171H59V170H58ZM60 171H61V170H60ZM62 171H63V170H62ZM69 171H70V170H69ZM103 171L105 172V170H103ZM103 171H102V172H103ZM154 171H155V170H154ZM159 171H160V169H159ZM200 171H201V170H200ZM207 171H208V170H207ZM214 171L216 172V170H214ZM238 171H239V170H238ZM249 171H250V170H249ZM21 172H23V171H21ZM21 172H20V173H21ZM25 172H26V171H25ZM32 172H33V171H32ZM41 172H42V171H41ZM41 172H40V173H41ZM52 172H53V171H52ZM89 172H90V171H89ZM102 172H100V173H102ZM106 172H107V171H106ZM117 172H118V171H117ZM144 172H145V171H144ZM183 172H184V171H183ZM185 172H186V171H185ZM212 172H213V171H212ZM227 172H228V170H227ZM0 173H1V172H0ZM6 173H7V172H6ZM114 173H115V172H114ZM176 173H177V172H176ZM202 173H203V172H202ZM263 173H264V172H263ZM12 174H13V172H12ZM24 174H25V173H24ZM104 174H105V173H104ZM127 174H128V173H127ZM152 174H153V173H152ZM152 174H151V175H152ZM154 174H155V173H154ZM206 174H208V173H206ZM218 174H219V173H218ZM225 174H226V173H225ZM232 174H233V173H232ZM240 174H241V173H240ZM243 174H244V173H243ZM0 175H1V174H0ZM2 175H5V174H2ZM18 175H19V174H18ZM36 175H37V174H36ZM38 175H39V174H38ZM46 175H47V174H46ZM54 175H55V174H54ZM108 175H109V174H108ZM125 175H126V174H125ZM200 175H201V174H200ZM202 175H204V174H202ZM202 175H201V176H202ZM208 175H209V174H208ZM214 175H216V174H214ZM221 175H222V174H221ZM221 175H219L218 177H222ZM227 175H228V173H227ZM244 175H245V174H244ZM11 176H12V175H11ZM41 176H42V175H41ZM94 176H95V175H94ZM97 176H98V175H97ZM109 176H110V175H109ZM112 176H113V175H112ZM128 176H129V175H128ZM152 176H153V175H152ZM182 176H183V175H182ZM205 176H206V175H205ZM228 176H229V175H228ZM233 176H234V175H233ZM257 176H258V175H257ZM259 176L261 177V175H259ZM262 176H264V175H262ZM19 177H20V176H19ZM59 177H60V176H59ZM92 177H93V176H92ZM115 177H116V176H115ZM126 177H127V175H126ZM243 177H244V176H243ZM22 178H23V177H22ZM54 178H56V176H55ZM107 178H110V177H107ZM117 178H118V177H117ZM128 178H129V177H128ZM138 178H139V177H138ZM165 178H166V177H165ZM165 178H164V179H165ZM175 178H178V177H175ZM189 178H190V177H189ZM200 178H201V177H200ZM200 178H199V179H200ZM203 178H204V177H203ZM205 178H206V177H205ZM208 178H209V177H208ZM228 178H229V177H228ZM14 179H15V178H14ZM14 179H13V180H14ZM26 179H27V178H26ZM84 179H85V178H84ZM132 179H135V178H132ZM220 179H221V178H220ZM258 179H262V178H259V177H258ZM8 180H9V179H8ZM10 180H11V179H10ZM67 180H68V179H67ZM98 180H99V179H98ZM115 180H116V179H115ZM126 180H127V179H126ZM136 180H137V179H136ZM140 180H141V179H140ZM176 180H177V179H176ZM200 180H201V179H200ZM222 180H226V179H222ZM229 180H230V179H229ZM17 181H18V180H17ZM24 181H25V179H24ZM49 181H50V180H49ZM91 181H92V180H91ZM112 181L114 182V180H112ZM262 181H263V180H262ZM1 182H2V181H1ZM10 182H12V181H10ZM28 182H29V181H28ZM31 182H32V181H31ZM36 182H37V181H36ZM55 182H56V181H55ZM171 182H172V181H171ZM187 182L189 183L190 181L188 180ZM223 182H224V181H223ZM8 183H9V182H8ZM13 183H14V182H13ZM22 183H23V182H22ZM56 183H57V182H56ZM76 183H77V182H76ZM97 183H98V182H97ZM116 183H117V182H116ZM181 183H182V182H181ZM185 183H186V182H185ZM225 183H226V182H225ZM260 183H261V182H260ZM10 184H11V183H10ZM36 184H37V183H36ZM47 184H48V183H47ZM134 184H135V183H134ZM170 184H172V183H170ZM177 184H178V183H177ZM183 184H184V183H183ZM193 184H194V183H193ZM213 184H214V183H213ZM222 184H223V183H222ZM230 184H231V183H230ZM250 184H251V183H250ZM31 185H32V184H31ZM43 185H44V184H43ZM50 185H51V184H50ZM108 185H109V184H108ZM187 185H188V184H187ZM190 185H191V183H190ZM215 185H216V184H215ZM217 185H219V184L217 183ZM228 185H229V184H228ZM4 186H6V185H4ZM14 186H15V185H14ZM14 186H13V187H14ZM22 186H23V185H22ZM36 186H37V185H36ZM45 186H46V185H45ZM48 186H49V184H48ZM52 186H53V185H52ZM62 186H63V185H62ZM62 186H61V187H62ZM94 186H95V185H93V187H94ZM151 186H152V184H151ZM179 186H180V185H179ZM184 186H185V185H184ZM219 186H220V185H219ZM221 186H222V185H221ZM224 186H225V185H224ZM9 187H10V185H9ZM20 187H21V186H20ZM39 187H40V186H39ZM49 187H50V186H49ZM64 187H65V186H64ZM175 187H176V186H175ZM182 187H183V186H182ZM182 187H181V188H182ZM196 187H198V186L196 185ZM226 187H228V186L226 185ZM0 188H1V187H0ZM10 188H11V187H10ZM10 188H9V189H10ZM28 188H29V187H28ZM50 188H51V187H50ZM59 188H60V187H59ZM71 188H72V187H71ZM73 188H74V187H73ZM99 188H100V187H99ZM164 188H165V187H164ZM171 188H172V187H171ZM193 188H194V186H193ZM261 188H262V187H261ZM14 189H15V188H14ZM14 189H13V190H14ZM18 189H19V187H18ZM53 189H54V188H53ZM60 189H61V188H60ZM69 189H70V187H69ZM69 189L66 190V191H63V192H67V191H69ZM96 189H97V188H96ZM96 189H94V190L96 191ZM128 189H129V188H128ZM197 189H198V188H197ZM242 189H243V188H242ZM254 189H255V188H254ZM256 189H257V188H256ZM256 189H255V190H256ZM4 190H5V189H4ZM10 190H11V189H10ZM35 190H36V189H35ZM46 190H47V187H46ZM54 190H55V189H54ZM70 190H71V189H70ZM74 190H75V189H74ZM159 190H161V189H159ZM162 190H163V189H162ZM165 190H166V189H165ZM202 190H203V189H202ZM210 190H212V189H210ZM226 190H227V189H226ZM263 190H264V189H263ZM11 191H12V190H11ZM49 191H50V190H48V192H49ZM57 191H60V190H57ZM97 191H98V190H97ZM109 191H110V190H109ZM112 191H113V190H112ZM168 191H169V190H168ZM193 191H194V190H193ZM199 191H200V190H199ZM205 191H206V190H205ZM12 192L14 193V191H12ZM195 192H196V191H195ZM195 192H194V193H195ZM212 192H213V191H212ZM212 192H211V193H212ZM215 192H216V194H217L218 191H215ZM257 192H258V191H257ZM259 192H260V191H259ZM5 193H6V192H5ZM9 193H10V192H9ZM25 193H26V191H25ZM35 193H36V192H35ZM54 193H55V191H54ZM73 193H74V192H73ZM73 193H72V194H73ZM75 193H77V192L75 191ZM213 193H214V192H213ZM213 193H212V194H213ZM226 193H227V191H226ZM261 193H262V191H261ZM66 194H67V193H66ZM70 194H71V193H70ZM102 194H103V193H102ZM168 194H169V193H168ZM168 194H167V195H168ZM170 194H171V193H170ZM197 194H198V193H197ZM201 194H202V193H201ZM201 194H200V196H201ZM206 194H208V193H206ZM206 194H204V195H206ZM231 194H232V193H231ZM235 194H236V193H235ZM263 194H264V192H263ZM7 195H8V193H7ZM50 195H52V194H50ZM56 195H57V194H56ZM92 195H93V193H92ZM99 195H100V194H99ZM107 195H108V194H107ZM128 195H129V194H128ZM162 195H163V194H162ZM180 195H181V194H180ZM190 195H192V194H190ZM204 195H203V196H204ZM214 195H215V194H214ZM222 195H223V194H222ZM229 195H230V194H229ZM241 195H242V194H241ZM243 195H244V194H243ZM2 196H3V195H2ZM16 196H17V195H16ZM30 196H31V195H30ZM39 196H40V194H39ZM46 196H47V195H46ZM48 196H49V195H48ZM48 196H47V197H48ZM67 196H68V195H67ZM71 196H72V195H71ZM100 196H101V195H100ZM160 196H161V195H160ZM175 196H176V195H175ZM203 196H201V197H203ZM216 196H217V195H216ZM226 196H227V195H226ZM8 197H9V196H8ZM20 197H22V196H20ZM54 197H55V196H54ZM63 197H64V196H63ZM102 197H103V196H102ZM191 197H192V196H191ZM193 197H195V196H193ZM233 197H234V196H233ZM233 197H232V198H233ZM236 197H237V196H236ZM246 197H247V196H246ZM33 198H35V197H33ZM39 198H40V197H39ZM50 198H51V197H50ZM69 198H70V197H69ZM147 198H148V197H147ZM160 198H161V197H160ZM160 198H159V199H160ZM169 198H170V197H169ZM169 198H168V199H169ZM195 198H196V197H195ZM199 198H200V197H199ZM210 198H211V197H210ZM212 198H213V197H212ZM215 198H217V197H215ZM222 198H223V196H222ZM229 198H230V197H229ZM4 199H5V198H4ZM45 199H46V198H45ZM47 199H48V198H47ZM59 199H60V198H59ZM66 199H67V198H66ZM105 199H108V198H105ZM110 199H112V197H111ZM220 199H221V198H220ZM220 199H217V200H220ZM9 200H10V199H9ZM11 200H12V199H11ZM26 200H27V199H26ZM74 200H75V199H74ZM76 200H77V199H76ZM160 200H162V199H160ZM169 200H170V199H169ZM191 200H192V199H191ZM194 200H195V199H194ZM207 200H208V199H207ZM233 200H234V199H233ZM3 201H4V200H3ZM18 201H19V200H18ZM107 201H108V200H107ZM136 201H138V200H136ZM215 201H216V200H215ZM220 201H221V200H220ZM225 201H226V200H225ZM252 201H253V200H252ZM263 201H264V200H263ZM6 202H7V201H6ZM16 202H17V200H16ZM39 202H41V201H39ZM43 202H44V201H43ZM47 202H49V201H47ZM47 202H46L45 204H48ZM60 202H61V201H60ZM60 202H59V203H60ZM70 202H71V201H70ZM70 202H69V203H70ZM73 202H76V201H73ZM89 202H90V201H89ZM100 202H101V201H100ZM109 202H110V200H109ZM184 202H185V201H184ZM186 202H187V201H186ZM192 202H193V201H192ZM198 202H199V201H198ZM221 202H222V201H221ZM256 202H257V201H256ZM260 202H261V201H260ZM4 203H5V202H4ZM7 203H8V202H7ZM12 203H13V202H12ZM76 203H77V202H76ZM140 203H141V202H140ZM231 203H232V202H231ZM247 203H248V202H247ZM10 204H11V203H10ZM13 204H14V203H13ZM26 204H27V203H26ZM39 204H40V203H39ZM56 204H57V203H56ZM77 204H78V203H77ZM77 204H76V205H77ZM85 204H86V203H85ZM99 204H100V203H99ZM104 204H105V203H104ZM109 204L112 205L113 203L110 202ZM187 204H188V203H187ZM203 204H204V203H203ZM228 204H229V203H228ZM238 204H239V203H238ZM20 205H21V204H20ZM73 205H74V204H73ZM76 205H75V206H76ZM78 205L80 206V204H78ZM78 205H77V206H78ZM169 205H171V204H169ZM183 205H184V204H183ZM212 205H214V204H212ZM232 205H233V204H232ZM239 205H240V204H239ZM5 206H6V205H5ZM16 206H17V203H16ZM24 206H25V205H24ZM46 206H47V205H46ZM50 206H51V205H50ZM50 206H49V207H50ZM54 206H56V205L54 204ZM71 206H72V205H71ZM107 206H108V205H107ZM162 206H163V205H162ZM185 206H186V205H185ZM196 206H197V205H196ZM196 206H195V207H196ZM214 206H215V205H214ZM245 206H246V205H245ZM8 207H9V206H8ZM33 207H34V206H33ZM41 207H42V206H41ZM47 207H48V206H47ZM56 207H57V206H56ZM64 207H65V206H64ZM92 207H93V206H92ZM96 207H98V205H97ZM108 207H109V206H108ZM201 207H202V206H201ZM201 207H200V208H201ZM11 208H12V207H11ZM18 208H19V207H18ZM31 208H32V207H31ZM44 208H45V207H44ZM93 208H95V207H93ZM103 208H104V207H103ZM171 208H172V206H171ZM186 208H187V207H186ZM191 208H192V206H191ZM215 208H217V206H216ZM241 208H242V207H241ZM8 209H9V208H8ZM21 209H22V208H21ZM29 209H30V208H29ZM46 209H49V208H46ZM54 209H56V208H54ZM57 209H58V208H57ZM62 209H63V207H62ZM66 209H67V208H66ZM140 209H141V207H140ZM195 209H196V208H195ZM239 209H240V207H239ZM2 210H3V209H2ZM13 210H14V209H13ZM34 210H35V209H34ZM36 210H37V209H36ZM50 210H51V209H50ZM67 210H68V209H67ZM96 210H97V209H96ZM96 210H95V212H96ZM98 210H99V209H98ZM104 210H105V209H104ZM196 210H197V209H196ZM206 210H207V209H206ZM214 210H216V212H218L217 209H214ZM221 210H223V209H221ZM247 210H248V209H247ZM44 211H45V210H44ZM51 211H52V210H51ZM63 211H64V209H63ZM70 211H71V210H70ZM70 211H68V212H70ZM142 211H143V209H142ZM211 211H212V210H211ZM233 211H234V210H233ZM244 211H245V210H244ZM248 211H249V210H248ZM12 212H13V211H12ZM28 212H29V211H28ZM32 212H33V211H32ZM34 212H36V211H34ZM37 212H38V211H37ZM40 212H41V211H40ZM45 212H46V211H45ZM49 212H50V211H49ZM58 212H59V211H58ZM76 212H77V211H76ZM105 212H106V211H105ZM168 212H169V211H168ZM245 212H246V211H245ZM23 213H25V212H23ZM55 213H56V212H55ZM87 213H89V212H87ZM137 213H138V212H137ZM200 213H201V212H200ZM204 213H206V212H204ZM210 213L213 214V212H210ZM220 213H221V212H220ZM6 214H7V213H6ZM44 214H46V213H44ZM89 214H90V213H89ZM143 214H144V213H143ZM171 214H172V213H171ZM194 214H195V212H194ZM202 214H203V213H202ZM249 214H250V213H249ZM17 215H18V214H17ZM25 215H26V214H25ZM81 215H82V214H81ZM83 215H85V214H83ZM186 215H187V214H186ZM197 215H198V214H197ZM208 215H209V214H208ZM30 216H31V215H30ZM85 216H86V215H85ZM161 216H162V215H161ZM247 216H248V215H247ZM249 216H250V215H249ZM8 217H9V216H8ZM22 217H23V216H22ZM24 217H25V216H24ZM79 217H80V216H79ZM151 217H152V216H151ZM172 217H173V216H172ZM172 217H171V218H172ZM233 217H234V216H232V218H233ZM235 217H236V214H235ZM244 217L246 218V216H244ZM16 218H19V217H17L16 214H15V212H13V214H12V216L10 217V220H9V222H8V223H9V226H10V228H11L12 230H13L14 227H15V224H16ZM34 218H35V217H34ZM34 218H33V219H34ZM52 218H53V217H52ZM75 218H76V217H75ZM138 218H140V217H138ZM153 218H154V217H153ZM204 218H205V217H204ZM210 218L213 220L212 217H210ZM230 218H231V217H230ZM25 219H26V218H25ZM38 219H39V218H38ZM80 219H81V218H80ZM92 219H93V218H92ZM168 219H169V218H168ZM182 219H183V218H182ZM185 219H187V218H185ZM185 219H184V220H185ZM198 219L201 220L200 217H199ZM205 219H206V218H205ZM227 219H229V218H227ZM56 220H57V219H56ZM105 220H106V219H105ZM173 220H174V219H173ZM194 220H195V219H194ZM215 220H216V219H214V221H215ZM229 220H230V219H229ZM36 221H37V220H36ZM96 221H98V220L96 219ZM203 221H205V220H203ZM206 221H207V220H206ZM209 221H210V220H209ZM219 221H222V220H219ZM238 221H239V220H238ZM24 222H25V220H24ZM80 222H81V221H80ZM123 222H124V221H123ZM164 222H165V220H164ZM171 222H172V221H171ZM181 222H182V221H181ZM194 222H195V221H194ZM212 222H213V221H211V223H212ZM227 222H228V221H227ZM242 223H244V222H242ZM252 223H253V222H252ZM54 224H55V223H54ZM98 224H99V223H98ZM121 224H122V223H121ZM190 224H191V222H190ZM196 224H197V222H196ZM205 224H207V223H205ZM209 224H210V223H209ZM216 224H217V223H216ZM216 224H214V225H216ZM221 224H222V223H221ZM225 224H226V223H225ZM245 224H246V223H245ZM123 225H124V224H123ZM164 225H165V224H164ZM192 225H193V224H192ZM203 225H204V224H203ZM217 225H218V224H217ZM228 225H229V224H228ZM238 225H239V224H238ZM253 225H254V224H253ZM17 226H18V225H17ZM25 226H26V225H25ZM44 226H45V224H44ZM95 226H96V225H95ZM170 226H171V225H170ZM234 226H236V225H234ZM7 227H8V226H7ZM21 227H22V225H21ZM32 227H33V226H32ZM45 227H46V226H45ZM86 227H87V226H86ZM92 227H93V226H92ZM100 227H101V226H100ZM160 227H161V226H160ZM187 227H188V226H187ZM195 227H196V226H195ZM204 227H205V226H204ZM227 227H228V226H227ZM249 227H250V226H249ZM255 227H256V226H255ZM10 228H9V230H10ZM27 228H28V227H27ZM33 228H34V227H33ZM47 228H48V226H47ZM191 228H194V227L192 226ZM208 228H209V227H208ZM216 228H217V227H216ZM219 228H220V227H219ZM90 229H91V228H90ZM168 229H169V228H168ZM174 229H176V228L174 227ZM178 229H179V228H178ZM181 229H182V228H181ZM196 229H197V228H196ZM211 229H212V228H211ZM213 229H214V228H213ZM229 229H230V228H229ZM235 229H236V228H235ZM235 229H234V230H235ZM250 229H251V228H250ZM24 230H25V229H24ZM36 230H37V229H36ZM146 230H147V229H146ZM151 230H152V229H151ZM158 230H159V229H158ZM191 230H192V229H191ZM214 230H215V229H214ZM216 230H217V229H216ZM2 231H3V230H2ZM98 231H99V230H98ZM197 231H198V230H197ZM208 231H209V230H208ZM230 231H231V229H230ZM236 231H238V230H236ZM20 232H21V231H20ZM25 232H26V231H25ZM31 232H32V231H31ZM33 232H34V231H33ZM46 232H47V231H46ZM101 232H102V231H101ZM154 232H155V230H154ZM156 232H158V231H156ZM175 232H176V231H175ZM213 232H215V231H213ZM221 232H222V230H221ZM5 233H6V232H5ZM26 233H27V232H26ZM179 233H180V232H179ZM182 233H183V232H182ZM188 233H189V232H188ZM193 233H194V232H193ZM203 233H205V232L203 231ZM226 233H227V232H226ZM251 233H252V232H251ZM255 233H256V232H255ZM260 233H261V231H260ZM2 234H3V233H2ZM103 234H104V233H103ZM158 234H159V233H158ZM158 234H156V235H158ZM164 234H165V233H164ZM166 234H167V233H166ZM172 234H173V237H174V233H172ZM191 234H192V233H191ZM207 234H208V233H207ZM239 234H241V233H239ZM15 235H16V234H15ZM19 235H20V234H19ZM19 235H18V236H19ZM85 235H86V234H85ZM175 235H177V234H175ZM183 235H184V234H183ZM186 235H187V234H186ZM198 235H199V234H198ZM200 235H201V234H200ZM212 235H213V234H212ZM212 235H210V236H212ZM218 235H219V234H218ZM221 235H222V234H221ZM243 235H244V234H243ZM28 236H29V234H28ZM28 236H27V237H28ZM158 236H159V235H158ZM161 236H162V235H161ZM166 236H167V235H166ZM236 236H237V235H236ZM19 237H20V236H19ZM19 237H18V238H19ZM85 237H86V236H85ZM111 237H112V236H111ZM113 237H114V236H113ZM162 237H163V236H162ZM192 237H194V236H192ZM217 237H218V236H217ZM223 237H224V236H223ZM230 237H231V236H230ZM253 237H254V236H253ZM261 237H262V236H261ZM263 237H264V236H263ZM263 237H262V238H263ZM1 238H2V237H1ZM18 238H17V239H18ZM30 238H31V237H29V239H30ZM79 238H80V237H79ZM83 238H84V236H83ZM91 238H92V237H91ZM101 238H102V236H101ZM184 238H185V237H184ZM208 238H209V236H208ZM257 238H258V237H257ZM257 238H256V239H257ZM89 239H90V238H89ZM103 239H104V238H103ZM185 239H186V238H185ZM245 239H247V238H245ZM263 239H264V238H263ZM10 240H11V238H10ZM24 240H25V239H24ZM44 240H45V239H44ZM90 240H91V239H90ZM110 240H112V239L110 238ZM115 240H116V239H115ZM209 240H210V239H209ZM241 240H242V239H241ZM248 240H249V239H248ZM22 241H23V239H22ZM45 241H46V240H45ZM45 241H44V242H45ZM92 241H93V240H92ZM106 241H107V240H106ZM236 241H237V240H236ZM253 241H254V240H253ZM38 242H39V241H38ZM94 242H95V241H94ZM94 242H93V243H94ZM100 242H101V241H100ZM104 242H105V241H104ZM114 242H115V241H114ZM114 242H113V243H114ZM218 242H219V241H218ZM223 242H224V240H223ZM223 242H222V243H223ZM239 242H240V241H239ZM2 243H3V242H2ZM23 243H24V242H23ZM31 243H32V242H31ZM36 243H37V242H36ZM84 243H85V241H84ZM88 243H89V242H88ZM88 243H87V244H88ZM91 243H92V242H91ZM106 243H107V242H106ZM108 243H109V242H108ZM193 243H194V242H193ZM195 243H196V242H195ZM220 243H221V242H220ZM222 243H221V244H222ZM244 243H245V242H244ZM252 243H253V242H252ZM263 243H264V242H263ZM20 244H22V243H20ZM205 244H206V242H205ZM225 244H226V243H225ZM238 244H239V243H238ZM240 244H241V242H240ZM255 244H257V243H255ZM261 244H262V243H261ZM84 245H86V244H84ZM91 245H92V244H91ZM119 245H120V244H119ZM196 245H197V244H196ZM203 245H204V244H203ZM206 245H207V244H206ZM206 245H205V246H206ZM248 245H249V244H248ZM45 246H47V244H46ZM107 246H109V245H107ZM198 246H199V245H198ZM198 246H197V247H198ZM210 246H211V245H210ZM225 246H226V245H225ZM7 247H9V246H7ZM34 247H35V246H34ZM94 247H95V246H94ZM109 247H110V246H109ZM199 247H200V246H199ZM255 247H256V246H255ZM4 248L6 249V247H4ZM90 248H91V246H90ZM92 248H93V247H92ZM101 248H102V247H101ZM120 248H121V247H120ZM211 248H212V247H211ZM256 248H258V247H256ZM262 248H264V246H263ZM35 249H36V248H35ZM35 249H34V250H35ZM99 249H100V247H99ZM99 249H98V251H99ZM201 249H203V248H201ZM205 249H206V248H205ZM221 249H222V248H221ZM230 249H231V247H230ZM260 249H261V248H260ZM260 249H259V251H260ZM89 250H90V249H89ZM101 250H103V249H101ZM101 250H100V251H101ZM115 250H116V248H115ZM197 250H198V249H197ZM231 250H232V249H231ZM231 250H230V251H231ZM11 251H12V250H11ZM25 251H27V250H25ZM38 251H39V250H38ZM38 251L36 250V252H38ZM42 251H43V250H42ZM122 251H123V250H122ZM163 251H164V249H163ZM198 251H199V250H198ZM206 251H207V250H206ZM206 251H205V252H206ZM212 251H213V250H212ZM235 251H236V250H235ZM253 251H254V250H253ZM1 252H3V251H1ZM9 252H10V251H9ZM9 252H8V253H9ZM89 252H90V251H89ZM201 252H202V251H201ZM263 252H264V251H263ZM8 253H7V254H8ZM30 253H31V252H30ZM32 253H33V252H32ZM43 253H44V252H43ZM86 253H87V251H86ZM210 253H211V252H210ZM219 253H220V252H219ZM260 253H261V252H260ZM1 254H2V253H1ZM7 254H6V255H7ZM10 254H11V253H10ZM17 254H18V253H17ZM49 254H50V253H49ZM106 254H107V253H106ZM225 254H226V253H225ZM239 254H240V253H239ZM3 255H4V254H3ZM3 255H2V256H3ZM33 255H34V253H33ZM43 255H44V254H43ZM60 255H61V254H60ZM90 255H91V254H90ZM102 255H103V254H102ZM107 255H108V254H107ZM199 255H200V254H199ZM251 255H252V254H251ZM263 255H264V253H263ZM19 256H20V255H19ZM54 256H55V255H54ZM117 256H118V255H117ZM120 256H121V255H120ZM202 256H203V255H202ZM4 257H5V256H4ZM8 257H9V256H8ZM57 257H60V256H57ZM173 257H174V256H173ZM200 257H201V256H200ZM261 257H262V256H261ZM9 258H10V257H9ZM43 258H44V257H43ZM55 258H56V257H55ZM90 258H91V257H90ZM107 258H108V257H107ZM119 258H120V257H119ZM198 258H199V257H198ZM201 258H202V257H201ZM226 258H228V257H226ZM12 259H13V258H12ZM214 259H215V256H214ZM4 260H5V259H4ZM10 260H11V259H10ZM14 260H15V258H14ZM16 260H17V259H16ZM57 260H58V259H57ZM91 260H92V259H91ZM93 260H94V259H93ZM117 260H118V258H117ZM209 260H210V259H209ZM209 260H208V261H209ZM215 260H216V259H215ZM256 260H257V259H256ZM188 261H189V260H188ZM198 261H199V259H198ZM222 261H223V258H222ZM228 261H229V260H228ZM17 262H18V261H17ZM92 262H93V261H92ZM92 262H91V263H92ZM95 262H96V261H95ZM189 262H190V261H189ZM18 263H19V262H18ZM21 263H22V262H21ZM30 263H31V262H30ZM30 263H28V264H30ZM217 263H218V262H217ZM92 264H94V262H93ZM132 264H133V263H132ZM209 264H210V263H209ZM211 264H212V263H211ZM256 264H257V263H256Z\"/></svg>", "mask_w": 264, "mask_h": 264}]
</instances>
